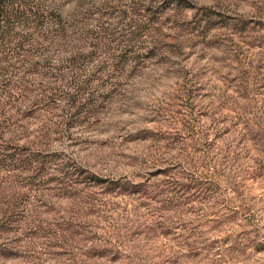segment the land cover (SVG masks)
Here are the masks:
<instances>
[{
	"label": "rangeland",
	"instance_id": "rangeland-1",
	"mask_svg": "<svg viewBox=\"0 0 264 264\" xmlns=\"http://www.w3.org/2000/svg\"><path fill=\"white\" fill-rule=\"evenodd\" d=\"M0 264H264V0H2Z\"/></svg>",
	"mask_w": 264,
	"mask_h": 264
},
{
	"label": "trees",
	"instance_id": "trees-1",
	"mask_svg": "<svg viewBox=\"0 0 264 264\" xmlns=\"http://www.w3.org/2000/svg\"><path fill=\"white\" fill-rule=\"evenodd\" d=\"M2 0H0V2H1ZM2 5V3L0 4V6ZM0 12H1V14H4V15H6L7 14V9H4V8H1L0 7Z\"/></svg>",
	"mask_w": 264,
	"mask_h": 264
}]
</instances>
